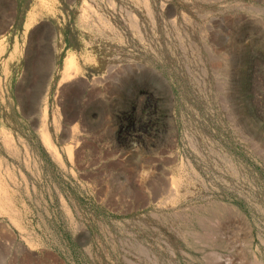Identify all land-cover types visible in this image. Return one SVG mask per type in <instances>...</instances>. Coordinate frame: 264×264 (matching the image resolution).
Returning <instances> with one entry per match:
<instances>
[{
  "label": "rangeland",
  "instance_id": "obj_1",
  "mask_svg": "<svg viewBox=\"0 0 264 264\" xmlns=\"http://www.w3.org/2000/svg\"><path fill=\"white\" fill-rule=\"evenodd\" d=\"M89 11L0 71V264H264V0Z\"/></svg>",
  "mask_w": 264,
  "mask_h": 264
},
{
  "label": "crops",
  "instance_id": "obj_2",
  "mask_svg": "<svg viewBox=\"0 0 264 264\" xmlns=\"http://www.w3.org/2000/svg\"><path fill=\"white\" fill-rule=\"evenodd\" d=\"M41 1L35 0L34 5H28V0H0V71L11 74L15 72L14 65L23 63L25 66L19 76H5L1 79L28 80V44H46L50 50L62 49L66 44L65 17L94 16L92 11L82 13V4L85 0H51L50 6L44 5ZM81 26V21L76 19L74 25L76 33H97L96 27ZM105 27L109 28L107 24ZM78 40L80 41L79 38ZM84 43L92 44L91 41ZM47 56L49 58L47 64L56 63V53L51 52ZM40 79L52 78L45 76ZM61 79L64 80V76Z\"/></svg>",
  "mask_w": 264,
  "mask_h": 264
},
{
  "label": "bare ground",
  "instance_id": "obj_3",
  "mask_svg": "<svg viewBox=\"0 0 264 264\" xmlns=\"http://www.w3.org/2000/svg\"><path fill=\"white\" fill-rule=\"evenodd\" d=\"M66 70V69H65ZM69 78V74L66 72L64 75V80H67ZM74 82V81H73Z\"/></svg>",
  "mask_w": 264,
  "mask_h": 264
}]
</instances>
